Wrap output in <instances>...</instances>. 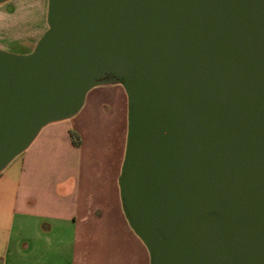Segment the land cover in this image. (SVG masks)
Wrapping results in <instances>:
<instances>
[{
	"label": "water",
	"instance_id": "water-1",
	"mask_svg": "<svg viewBox=\"0 0 264 264\" xmlns=\"http://www.w3.org/2000/svg\"><path fill=\"white\" fill-rule=\"evenodd\" d=\"M46 24L0 49V172L119 84V197L149 264H264V0H47Z\"/></svg>",
	"mask_w": 264,
	"mask_h": 264
},
{
	"label": "crops",
	"instance_id": "crops-1",
	"mask_svg": "<svg viewBox=\"0 0 264 264\" xmlns=\"http://www.w3.org/2000/svg\"><path fill=\"white\" fill-rule=\"evenodd\" d=\"M126 114L119 84L94 87L0 172V264H149L119 197Z\"/></svg>",
	"mask_w": 264,
	"mask_h": 264
},
{
	"label": "rangeland",
	"instance_id": "rangeland-1",
	"mask_svg": "<svg viewBox=\"0 0 264 264\" xmlns=\"http://www.w3.org/2000/svg\"><path fill=\"white\" fill-rule=\"evenodd\" d=\"M46 9L47 0H7L1 3L0 49L14 54L30 52L47 28ZM89 101L90 95L87 105ZM71 118L64 121L70 122Z\"/></svg>",
	"mask_w": 264,
	"mask_h": 264
},
{
	"label": "trees",
	"instance_id": "trees-1",
	"mask_svg": "<svg viewBox=\"0 0 264 264\" xmlns=\"http://www.w3.org/2000/svg\"><path fill=\"white\" fill-rule=\"evenodd\" d=\"M69 135H70L71 141L74 145H78L80 143L79 137L75 132L70 131Z\"/></svg>",
	"mask_w": 264,
	"mask_h": 264
}]
</instances>
